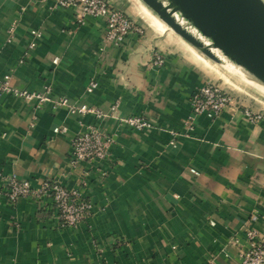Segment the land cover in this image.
Here are the masks:
<instances>
[{
	"label": "crops",
	"instance_id": "obj_1",
	"mask_svg": "<svg viewBox=\"0 0 264 264\" xmlns=\"http://www.w3.org/2000/svg\"><path fill=\"white\" fill-rule=\"evenodd\" d=\"M108 1L144 32L117 45L106 41L103 18L80 22L54 0H0V79L11 74L30 91L49 85L54 97L104 111L117 104L118 115L155 124L138 130L0 92V186L12 175L35 187L52 180L93 204L66 227L50 197L0 194V264H241L248 231L264 234V98L223 82L180 35L152 26L140 0ZM32 30L41 37L30 49ZM208 83H222L231 103L198 115L186 135L192 95ZM80 121L115 136L108 159L73 164Z\"/></svg>",
	"mask_w": 264,
	"mask_h": 264
},
{
	"label": "built area",
	"instance_id": "obj_2",
	"mask_svg": "<svg viewBox=\"0 0 264 264\" xmlns=\"http://www.w3.org/2000/svg\"><path fill=\"white\" fill-rule=\"evenodd\" d=\"M48 1V0H40ZM60 7H71L77 11V18L84 22L87 17L103 18L106 21V41L114 44H121L131 32L143 33L144 29L135 22L124 11L114 7L108 0H54ZM15 23L9 28V32H14ZM34 39L29 43V48L36 46V39L41 37V32L32 30ZM58 58L54 59L57 62ZM153 62L156 65H163L165 62L161 54H156ZM98 86V82L92 79L87 91L92 92ZM0 92L13 93L25 101H35L37 108H42L50 104L52 108H68L72 114L83 116L94 115L100 119L116 118L121 124L138 130L152 129L155 124L152 120L143 115L120 116L117 114L118 105L114 104L108 111H104L95 106L83 102H72L67 97H54L52 87L47 85L42 90L30 91L14 87L11 82V74H6L0 79ZM231 103V95L222 85L208 83L196 89L191 98L192 109L184 120L186 135H190L195 129V121L202 113L220 114ZM251 120L263 117L262 114H254L247 111ZM81 130L72 138L73 164L82 161L106 160L110 156V150L115 143V136L109 134L95 126L94 124H84L80 121ZM65 130V128L63 129ZM175 142V131L171 132ZM0 194L15 202L22 197H30L41 200L50 197L58 212V217L63 226L77 227L82 221L93 213V204L86 199L78 188H68L57 181L43 180L38 186H33L31 181L19 178L15 175L5 180V184L0 186ZM250 247L243 252L241 264H264V234L255 229L248 231Z\"/></svg>",
	"mask_w": 264,
	"mask_h": 264
},
{
	"label": "water",
	"instance_id": "obj_3",
	"mask_svg": "<svg viewBox=\"0 0 264 264\" xmlns=\"http://www.w3.org/2000/svg\"><path fill=\"white\" fill-rule=\"evenodd\" d=\"M169 27L215 62L221 59L174 16L180 12L212 44L264 85V0H141Z\"/></svg>",
	"mask_w": 264,
	"mask_h": 264
},
{
	"label": "rangeland",
	"instance_id": "obj_4",
	"mask_svg": "<svg viewBox=\"0 0 264 264\" xmlns=\"http://www.w3.org/2000/svg\"><path fill=\"white\" fill-rule=\"evenodd\" d=\"M165 1V3L167 2V0H163ZM141 6L144 8V10L146 12H148L149 14H151L152 16H155L159 22L164 26L165 30L170 29L169 26L165 25L164 22L158 17L156 16V14L149 8L146 7L145 4L143 2H141ZM176 15V12L174 13V16ZM175 18L177 20H179L180 23H183L184 21L181 20V18H178L177 15L175 16ZM183 21V22H182ZM151 25L155 27V25L150 21ZM190 24V26L188 25ZM187 23H183L186 29H188L193 35H195L199 40H201L202 42H204L206 45H211L214 49H216V47L212 44V42L210 43V41H208L207 39H203V36L200 34H197V31L200 32V30L198 28H196L192 22L189 20V22ZM193 25V27H191ZM188 27V28H187ZM193 28V29H192ZM193 30V31H192ZM197 50V49H196ZM199 52V56L202 60L211 63L214 65L216 72H218L219 74H221L222 80L223 82L225 81L226 83L230 84L231 86H233L234 88L236 87L237 89L239 88L241 92H243L245 94V92H249L250 94H253L255 96L258 97H262L264 98V91L261 89L262 85L261 83L257 82L256 80H253V82H249L247 83L240 75L242 74L243 71L240 70L239 75L234 74L233 72L229 71L224 63L222 61L220 62H215L213 60H210L208 57L203 56V54L197 50ZM214 53V52H213ZM221 52H219L220 54ZM208 58V59H207ZM225 83V84H226ZM222 86L223 84L220 83ZM264 86V85H263Z\"/></svg>",
	"mask_w": 264,
	"mask_h": 264
},
{
	"label": "bare ground",
	"instance_id": "obj_5",
	"mask_svg": "<svg viewBox=\"0 0 264 264\" xmlns=\"http://www.w3.org/2000/svg\"><path fill=\"white\" fill-rule=\"evenodd\" d=\"M141 1V0H140ZM142 2V1H141ZM146 6V5H145ZM147 7V6H146ZM142 10H143V13H144V16L149 20V22L151 21L154 25H155V28L163 31L165 30L164 26L159 22V20L155 17V16H152L151 14H149L148 12H146L144 10V8L142 7ZM176 15L178 18H181V20H183L185 23L188 24L189 20L187 18H185L180 12H176ZM175 15V16H176ZM157 16V15H156ZM159 17V16H158ZM160 18V17H159ZM161 19V18H160ZM162 20V19H161ZM163 21V20H162ZM179 21V20H178ZM182 21V22H183ZM165 25L169 26L165 21H163ZM183 22V23H184ZM183 23H181L183 25ZM190 26V24H188ZM186 26V25H184ZM193 27V25L191 26ZM170 28V27H169ZM188 28V27H187ZM197 28V27H196ZM171 29V28H170ZM193 29V28H192ZM172 30V29H171ZM193 31V30H192ZM197 34H200L203 36V39H207L208 41H210V43L212 42L211 38L205 36L204 34L197 31ZM205 44V43H204ZM211 47V50L214 52L215 55H217L221 61L224 63L225 67L233 72L234 74L236 75H239V72L240 70L243 71L242 74L240 75L247 83L249 82H253L254 79V76L249 72L247 71L243 66L237 64L235 61H233L231 58H229L228 56H226L223 51L216 47V49H214L211 45H209ZM219 52H221L219 54ZM204 56V55H203ZM208 59V58H207ZM261 86V89L264 91V86L263 85H260Z\"/></svg>",
	"mask_w": 264,
	"mask_h": 264
}]
</instances>
